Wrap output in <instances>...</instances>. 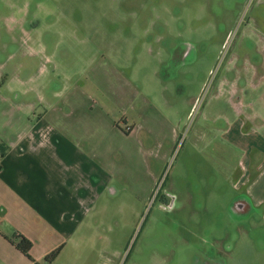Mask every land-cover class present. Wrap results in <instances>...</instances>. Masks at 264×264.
<instances>
[{
	"label": "rangeland",
	"instance_id": "1",
	"mask_svg": "<svg viewBox=\"0 0 264 264\" xmlns=\"http://www.w3.org/2000/svg\"><path fill=\"white\" fill-rule=\"evenodd\" d=\"M105 70L178 133L150 159L160 174L145 203L108 204L112 264H264V204L235 210L264 175V0H0V131L3 96L57 102L77 87L124 128L90 77ZM250 190L264 198V176ZM73 253L88 257L62 262H100Z\"/></svg>",
	"mask_w": 264,
	"mask_h": 264
},
{
	"label": "crops",
	"instance_id": "2",
	"mask_svg": "<svg viewBox=\"0 0 264 264\" xmlns=\"http://www.w3.org/2000/svg\"><path fill=\"white\" fill-rule=\"evenodd\" d=\"M90 77L101 93L115 96L116 104L112 103L123 113L124 128L116 124L110 109L97 107L79 87L57 102L43 94L37 104L2 98L0 264H64L66 251L74 254L73 262L87 259L73 253L79 248L95 250L98 264H112L108 204L115 195L127 197L126 203H145L160 174L150 159H165L178 139L175 127L154 107L146 111L144 96L121 81L117 71ZM113 81L117 84L111 86ZM235 109L240 115L241 109ZM240 117L235 124L241 123ZM146 143L151 147L145 149ZM144 159H149L148 167ZM263 176L248 183L246 194L254 207L262 206L264 198L250 189ZM20 237L31 243L28 257L17 249ZM57 248V257L46 260Z\"/></svg>",
	"mask_w": 264,
	"mask_h": 264
},
{
	"label": "trees",
	"instance_id": "3",
	"mask_svg": "<svg viewBox=\"0 0 264 264\" xmlns=\"http://www.w3.org/2000/svg\"><path fill=\"white\" fill-rule=\"evenodd\" d=\"M30 248H31V243L28 240H26L25 238L20 237V240L17 243V249L23 255L27 256ZM59 251H60V248H57L56 250H54L52 253H50L48 255V257L46 258V260H48V261L54 260L57 257V255L59 254Z\"/></svg>",
	"mask_w": 264,
	"mask_h": 264
},
{
	"label": "flooded vegetation",
	"instance_id": "4",
	"mask_svg": "<svg viewBox=\"0 0 264 264\" xmlns=\"http://www.w3.org/2000/svg\"><path fill=\"white\" fill-rule=\"evenodd\" d=\"M250 205L251 203L249 199L245 196L244 199L242 200L240 199L239 201L236 202L235 210L239 212H244L246 209L249 208ZM169 207H172V206H169Z\"/></svg>",
	"mask_w": 264,
	"mask_h": 264
},
{
	"label": "built area",
	"instance_id": "5",
	"mask_svg": "<svg viewBox=\"0 0 264 264\" xmlns=\"http://www.w3.org/2000/svg\"><path fill=\"white\" fill-rule=\"evenodd\" d=\"M161 186V182H159V184H158V186H157V193H158V188ZM156 192V191H155ZM40 264H48V262L47 261H43V262H41Z\"/></svg>",
	"mask_w": 264,
	"mask_h": 264
}]
</instances>
